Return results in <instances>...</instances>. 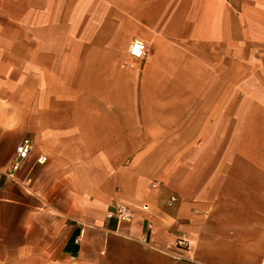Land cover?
I'll return each instance as SVG.
<instances>
[{"label":"crops","instance_id":"1","mask_svg":"<svg viewBox=\"0 0 264 264\" xmlns=\"http://www.w3.org/2000/svg\"><path fill=\"white\" fill-rule=\"evenodd\" d=\"M247 49L264 0H0V264H264Z\"/></svg>","mask_w":264,"mask_h":264},{"label":"built area","instance_id":"2","mask_svg":"<svg viewBox=\"0 0 264 264\" xmlns=\"http://www.w3.org/2000/svg\"><path fill=\"white\" fill-rule=\"evenodd\" d=\"M127 51L131 58L143 59L147 53V45L141 40L134 39L129 43ZM32 146V142L28 137H23L18 141L15 147V154L12 158L9 168L6 170L0 169V188L6 179H12L14 177L15 171L22 166L25 159L29 156ZM37 162H45V156H38ZM156 185L157 182H153V186ZM175 199L176 198L174 196H170L165 202L166 206H171ZM140 208L143 210H148V205L142 204ZM107 216L114 217L118 223L129 222L133 219L134 209L124 202H115L112 210L107 214ZM180 243L182 244V241H180Z\"/></svg>","mask_w":264,"mask_h":264},{"label":"rangeland","instance_id":"3","mask_svg":"<svg viewBox=\"0 0 264 264\" xmlns=\"http://www.w3.org/2000/svg\"><path fill=\"white\" fill-rule=\"evenodd\" d=\"M247 55H246V59H247V62H246V66L245 67H241L240 66V73L241 72H246V77L249 75V73L251 71H262V74L259 75V78H258V82L254 83L248 79L244 80V81H240V82H235V84H238L239 83V89L242 90L243 92H245V94H252L254 92H256V95L253 97V98H249V97H246L247 99V102L246 104H254L256 105L257 108H260L261 112L260 113H257L256 114V121L259 120L260 122H262V129L261 130H255V139H256V146H255V151L257 152L258 151V147H257V144H258V131L261 132V153L263 154L264 156V80H261L262 78H264V49H258V50H255L256 53L257 51L260 53V54H256L253 56L252 60L254 62L257 61V59L259 58H262L263 59V64H259V65H255L254 68L252 65H249L248 64V59H249V55H248V52L251 51L249 49L245 50ZM250 60V59H249ZM238 72V66L237 65H231V74L234 73L235 76H238L237 73ZM239 73V75H240ZM242 74V73H241ZM233 75V76H234ZM233 83V82H231ZM231 88L232 87V84H231ZM247 121H248V114H247ZM243 131H245L244 133H242V136H244V139H245V142L247 143V148L250 144V141L253 137V132L254 130H252L251 128H249V126H247L245 129H243ZM264 164V161L262 162Z\"/></svg>","mask_w":264,"mask_h":264}]
</instances>
